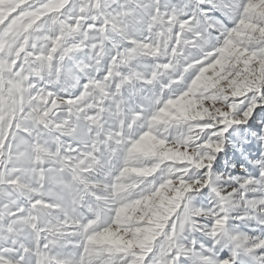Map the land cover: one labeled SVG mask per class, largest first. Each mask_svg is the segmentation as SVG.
<instances>
[{"label": "rangeland", "instance_id": "1", "mask_svg": "<svg viewBox=\"0 0 264 264\" xmlns=\"http://www.w3.org/2000/svg\"><path fill=\"white\" fill-rule=\"evenodd\" d=\"M0 264H264V0H0Z\"/></svg>", "mask_w": 264, "mask_h": 264}, {"label": "trees", "instance_id": "2", "mask_svg": "<svg viewBox=\"0 0 264 264\" xmlns=\"http://www.w3.org/2000/svg\"><path fill=\"white\" fill-rule=\"evenodd\" d=\"M153 26L155 27L156 25L154 24ZM153 30H156V29H153ZM80 56H83L82 61L85 62V60H86V58H85V53L80 54Z\"/></svg>", "mask_w": 264, "mask_h": 264}]
</instances>
